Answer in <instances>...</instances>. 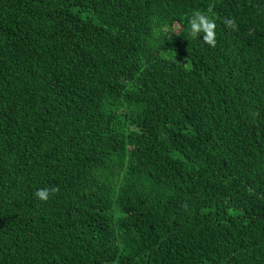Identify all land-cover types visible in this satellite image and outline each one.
I'll return each mask as SVG.
<instances>
[{
    "label": "trees",
    "instance_id": "1",
    "mask_svg": "<svg viewBox=\"0 0 264 264\" xmlns=\"http://www.w3.org/2000/svg\"><path fill=\"white\" fill-rule=\"evenodd\" d=\"M0 264H264V0H0Z\"/></svg>",
    "mask_w": 264,
    "mask_h": 264
},
{
    "label": "clouds",
    "instance_id": "2",
    "mask_svg": "<svg viewBox=\"0 0 264 264\" xmlns=\"http://www.w3.org/2000/svg\"><path fill=\"white\" fill-rule=\"evenodd\" d=\"M223 24L231 30H238V24L235 18L226 17L223 19ZM216 26V20L214 15L211 14V9H208L207 12L196 10L188 19V34L193 39H201L200 37L202 36V41L205 45L215 48L217 45ZM182 27L179 23L174 24L171 26L170 33L180 35ZM57 192H59L58 186L51 188L45 187L37 189L34 195L37 199L47 202L50 195Z\"/></svg>",
    "mask_w": 264,
    "mask_h": 264
}]
</instances>
